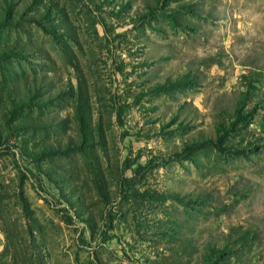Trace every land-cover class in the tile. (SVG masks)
<instances>
[{
	"label": "rangeland",
	"instance_id": "374dc122",
	"mask_svg": "<svg viewBox=\"0 0 264 264\" xmlns=\"http://www.w3.org/2000/svg\"><path fill=\"white\" fill-rule=\"evenodd\" d=\"M0 264H264V0H0Z\"/></svg>",
	"mask_w": 264,
	"mask_h": 264
},
{
	"label": "trees",
	"instance_id": "16d2710c",
	"mask_svg": "<svg viewBox=\"0 0 264 264\" xmlns=\"http://www.w3.org/2000/svg\"><path fill=\"white\" fill-rule=\"evenodd\" d=\"M244 103H245V101L243 99H241L236 104L235 115H236V117H237L238 120L242 119L241 112L243 111L242 109H243ZM211 143H215L214 144L215 145V148L218 151H220V152L230 153V154H239V153H241L240 150H238V149L224 147L219 140H217L215 142H211ZM200 146H202V144H198L197 148L200 147Z\"/></svg>",
	"mask_w": 264,
	"mask_h": 264
}]
</instances>
